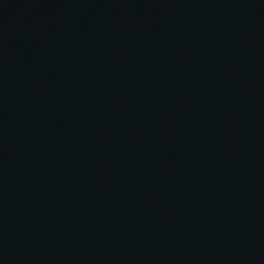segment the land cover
<instances>
[{
  "label": "water",
  "instance_id": "water-1",
  "mask_svg": "<svg viewBox=\"0 0 264 264\" xmlns=\"http://www.w3.org/2000/svg\"><path fill=\"white\" fill-rule=\"evenodd\" d=\"M0 264H264V0H0Z\"/></svg>",
  "mask_w": 264,
  "mask_h": 264
}]
</instances>
